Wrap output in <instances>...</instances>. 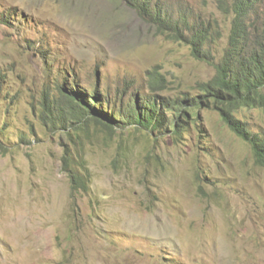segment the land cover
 <instances>
[{
	"label": "rangeland",
	"instance_id": "1",
	"mask_svg": "<svg viewBox=\"0 0 264 264\" xmlns=\"http://www.w3.org/2000/svg\"><path fill=\"white\" fill-rule=\"evenodd\" d=\"M154 3L220 25L219 60L231 26L219 0ZM255 8L252 22L264 0ZM49 57L86 88L98 79L114 103L147 94L150 71L173 97L216 73L125 0H0V264H264V170L217 112L203 111L206 133L194 128L181 144L133 128L51 133L32 114L42 86H58ZM126 82L135 88L123 97ZM240 115L264 132L260 110ZM66 151L90 181L76 203Z\"/></svg>",
	"mask_w": 264,
	"mask_h": 264
},
{
	"label": "trees",
	"instance_id": "2",
	"mask_svg": "<svg viewBox=\"0 0 264 264\" xmlns=\"http://www.w3.org/2000/svg\"><path fill=\"white\" fill-rule=\"evenodd\" d=\"M125 1L158 33L187 43L196 60L212 63L216 70L214 77L199 82L194 92H181L173 97L166 95L170 90L167 78L157 70L150 71L147 94L139 92L127 102L123 99L114 103L109 93L98 85V79L95 88H86L74 69H58L56 73L50 57L43 58L45 72L59 75L56 78L58 86L56 91L49 84L42 86L41 97L32 104L33 116L51 133L88 132L94 126L116 135L119 130L133 128L134 131L145 130L156 138L170 137L181 144L194 128L206 133L202 112L212 110L250 147L255 166L264 170V132L251 129L240 115L243 110L264 113V8L259 21H251L259 0H219V6L231 18V26L227 44L217 62L212 46L223 37L220 25L213 28L202 20H191L188 13L177 15L169 7L162 8L154 3L156 0ZM98 74L96 71L94 76ZM7 77L0 71L1 87ZM93 77L85 80L89 83ZM134 88L133 82H126L122 96ZM6 151L0 139V153L6 154ZM63 171L70 180L71 196L76 203V197L89 190L88 175L73 168L72 157L67 151L63 157Z\"/></svg>",
	"mask_w": 264,
	"mask_h": 264
}]
</instances>
